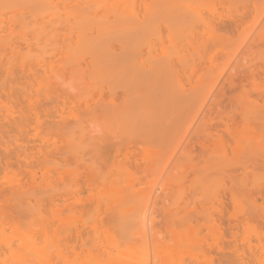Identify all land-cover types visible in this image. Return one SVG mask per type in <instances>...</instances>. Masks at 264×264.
Listing matches in <instances>:
<instances>
[{
    "label": "rangeland",
    "instance_id": "rangeland-1",
    "mask_svg": "<svg viewBox=\"0 0 264 264\" xmlns=\"http://www.w3.org/2000/svg\"><path fill=\"white\" fill-rule=\"evenodd\" d=\"M0 47V264H264V0H0Z\"/></svg>",
    "mask_w": 264,
    "mask_h": 264
},
{
    "label": "bare ground",
    "instance_id": "bare-ground-1",
    "mask_svg": "<svg viewBox=\"0 0 264 264\" xmlns=\"http://www.w3.org/2000/svg\"><path fill=\"white\" fill-rule=\"evenodd\" d=\"M179 2H181V1H179ZM169 3H170V2H169ZM172 3H173V1H172ZM172 3H170V4H172ZM174 3H175V1H174ZM177 3H178V2H177ZM170 4H169V5H170ZM176 5H177V4H176ZM178 5H179V4H178ZM178 5H177V6H178ZM171 6H172V5H171ZM174 7H175V6H174ZM174 7H173V8H174ZM241 13H242V12H241ZM241 13H239V14H241ZM244 13H245V12H243L242 15H243ZM86 14H87V13H86ZM88 14H89V13H88ZM119 14L121 15V12H120ZM119 14H117V15H119ZM239 14H238V15H239ZM117 15H116V16H117ZM131 15H132V13H131ZM133 15H134V14H133ZM133 15H132V16H133ZM242 15H241V16H242ZM244 15H245V14H244ZM122 16H123V15H122ZM122 16H120V17H122ZM241 16H240V17H241ZM130 17H131V16H130ZM134 17H135V16H134ZM116 18H117V17H116ZM116 18H115V21L117 20V21L119 22V20L116 19ZM136 18H137V17H136ZM219 18H220V17H219ZM230 18H232V20L230 21V23L233 22L232 25H233V26L235 25V28H236L237 24H236V22L234 21V19H235L234 16H233V17H230ZM238 18H239V17H238ZM120 19H121V18H120ZM123 19H124V18H123ZM127 19H128V18H126L125 20H127ZM210 19H211V18H210ZM213 19H214V18H213ZM213 19H212V20H213ZM128 20H130V19H128ZM138 20H139V19H138ZM226 20H227V19H226ZM236 20L239 21L240 19H236ZM242 20H243V19H242ZM242 20H241V21H242ZM121 21H122V20H121ZM121 21H120V22H121ZM135 21H136V20H134L133 22H135ZM217 21L220 22L219 19H218ZM228 21H229V20H228ZM243 21H244V20H243ZM243 21H242V22H243ZM118 22L116 23V27L114 26L115 29H114L113 27H112V29H111V26H110L111 24H114L113 21H112V22L110 21V23H111V24L109 23L110 25L107 24L108 26H110L108 30H111V32L114 30L113 33H111L110 31H109L108 33H106L107 35L105 34L104 37H103V40L101 39L102 41L100 40V42H99V39L96 40V43H95V41H93V43L96 44V45H94L95 47L97 46V44H100V45H101L99 48H104L105 45H106V47H107V46H110L111 43H112L113 41H115V40H113V36H114L115 34H119V33H117V31H118V32H119V31H120V32L123 31V30H124V26H125V28L128 29L129 27L132 28L133 25H134V24H133L132 26H131V25H128V27H127V25H125L124 22L122 21L123 24H124V26H123L122 23H121V24H122V26H121V24H120V25H117ZM224 22H225V21H224ZM224 22L222 21V23H224ZM239 22H240V21H239ZM242 22H241V23H242ZM130 23H131V22H130ZM217 23H218V22H217ZM220 23H221V22H220ZM137 24H139V23L137 22ZM226 24H227V23H225V25H226ZM107 25L104 26V27H106V29H107ZM114 25H115V24H114ZM139 25H140V24H139ZM228 25H229V24H228ZM228 25H227V26H228ZM136 26H138V25H136ZM220 26H221V25H220ZM222 26H223V25H222ZM230 26H231V24H230ZM230 26H229V27H230ZM134 27H135V26H134ZM134 27H133V28H134ZM140 27H142V26L140 25ZM140 27H139V28H140ZM194 27H195V26H194ZM223 27H225V26H223ZM130 28H129V30H130ZM133 28H132L131 30H133ZM233 28H234V27H233ZM104 29H105V28H104ZM195 29L197 30L196 27H195ZM108 30H107V31H108ZM115 31H116V32H115ZM134 31H135V30H134ZM193 31H195V30L192 29V30H191V33H192ZM262 31H263V30H262ZM105 32H106V31H105ZM136 32H137V31H136ZM98 33H99V32H98ZM191 33H190V34H191ZM122 34H123V33H122ZM130 34H131V32H130ZM132 34H133V33H132ZM190 34H188V35H190ZM191 35H193V34H191ZM102 36H103V35H102ZM115 36H117V35H115ZM120 36L122 37L121 34H120ZM133 36H134V35H133ZM157 39H158V42H157ZM157 39L155 40V41H156L155 43H156V44L159 43L158 45H160V43H161V42H159V39H160V38H157ZM131 40H132V39H131ZM129 41H130V40H129ZM161 41H162V40H161ZM15 42H16V41H15ZM15 42L10 43V44L8 43L9 45L6 43L7 45L5 44V46H2V47L4 48L3 50L7 51L6 49H7V48H10V51H11V50L13 49V47H14V48L18 47V44H19V42H21V41H17L18 44H16L17 42H16V43H15ZM78 42H80V41H78ZM78 42H77V43H78ZM88 42H90V41L88 40ZM88 42H87V43H88ZM91 42H92V41H91ZM91 42H90V43H91ZM23 43H26V42H25V41H22V44H23ZM90 43H89V45H92V44H93V43H92V44H90ZM151 43H152V42H151ZM151 43H150V44H151ZM102 44H104V46H102ZM3 45H4V44H3ZM118 45H119V44H118ZM98 46H99V45H98ZM115 46H116V45H115ZM115 46H114V45H111V47H113V48H114ZM123 46H124V45H123ZM155 46H157V45H155L154 42H153L151 45H149V44H148L147 46L145 45L146 48L144 49V52L142 51L143 53L140 52V51H134L135 54H133V52H132L133 55H135L136 57H138V58H137V59H138L137 61L139 62V64H138L139 66L136 64V59H135L136 57H134L135 60H133V61H132L133 58L130 57V58H131V63L133 62V66H134V69L132 70V74H130L131 77H129V79H130L131 82L138 81L139 79L146 77L145 75H147V77H148V74L151 75V73H149L150 70L147 71V72L145 71L147 67H146L144 70H143L142 68H144V64H145L144 61H145V60H147L148 58H151V56H154V57L156 56L155 53L153 52V50L155 51V49H158V48H156ZM161 46H162V43H161L160 47H161ZM6 47H7V48H6ZM111 47H110V48H111ZM157 47H158V46H157ZM0 48H1V47H0ZM11 48H12V49H11ZM107 48H108V47H107ZM120 49H122L120 45L118 46V48H117V46H116V48L112 49L113 52H114V55H115L116 58H118V59H119L120 57L123 58V56H120V55L126 53V52H125L126 50L124 51L125 53H123V52H117V51L120 50ZM135 49H137V48H135ZM135 49H134V50H135ZM1 50H2V49H1ZM122 50H123V49H122ZM122 50H120V51H122ZM132 50H133V49H132ZM137 50H138V49H137ZM5 51H4V52H5ZM12 51H13V50H12ZM110 51H111V49H110ZM127 52H129V50H128ZM120 53H121V54H120ZM129 53H130V52H129ZM152 53H153V54H152ZM126 54H127V53H126ZM128 55H129V54H128ZM145 55H146V56H145ZM126 56H127V55H126ZM129 56H132V55L130 54ZM129 56H128V58H129ZM144 56H145V57H144ZM124 57H125V55H124ZM132 57H133V56H132ZM154 57H153V58H154ZM156 57H157V56H156ZM156 57H155V58H156ZM162 57H163V56H162ZM153 58H152V59H149V61H150V60L152 61L151 63H153V62L155 61V62L153 63V65L155 66V68H154L153 66H152V67L150 66L151 68H153L152 71H154V69H156V68H158V69L163 68L164 70L167 68V69L169 70V68L171 69L173 65H174L173 67L176 66V65L174 64L175 62H173L174 60H173L172 58H171L172 61L169 60L168 57H167L168 59H166V57H165V59H164V58H160V59H159V58H156V59H153ZM46 59H47V58H46ZM46 59H45V62L49 63V62H48L49 60L46 61ZM112 59H113V58H112ZM114 59H115V58H114ZM42 60H44V58L41 59V61H42ZM115 60H116V59H115ZM41 61H40V62H41ZM149 61H148V62H149ZM36 62H38V64H39V61H38V60H37ZM36 62L33 63V64L36 65V64H37ZM45 62H44V63H45ZM138 62H137V63H138ZM178 62H179V61H177V63H178ZM149 65H150V62H149ZM149 65H148V66H149ZM180 65H181V64H180ZM178 66H179V65H178ZM28 67H31V68H29V69L32 70V67H33V66L30 64V65H28ZM150 67H149V68H150ZM181 67H182V66H181ZM175 68H177V67H175ZM158 69H157V70H158ZM163 69H162V70H163ZM177 69H178V68H177ZM177 69H175V71H176ZM147 70H148V69H147ZM164 70H163V71H164ZM173 70H174V69H173ZM173 70H172V71H173ZM130 71H131V70H130ZM163 71H162V72H163ZM150 72H151V71H150ZM159 72H160V71H159ZM170 72H171V71H170ZM147 73H148V74H147ZM152 73H153V72H152ZM166 73H167V72H166ZM176 73H178V72H176ZM179 73H180V72H179ZM171 74H172V73H171ZM174 74H175V73H174ZM128 75H129V74H128ZM147 77H146V79H147ZM179 77H180V76H179ZM181 77H182V76H181ZM230 77H231V76H230ZM250 77H251V76H250ZM182 78H183V77H182ZM232 78H233V80H234V77H232ZM129 79H127L128 82H130ZM131 79H132L133 81H132ZM146 79H145V80H146ZM148 79H149V78H148ZM180 79H181V78H180ZM239 79H240V78H239ZM247 79L249 80V77H248ZM250 79H251V78H250ZM252 79H253V77H252ZM60 80H61V79H60ZM184 80H185V79H184ZM237 80H238V79H237ZM240 80H241V79H240ZM55 81H56V80H55ZM61 81H62V80H61ZM125 81H126V80H125ZM139 81H140V80H139ZM65 82H66V81H65ZM236 82H237V81H236ZM245 82H246V81H245ZM245 82H244V83H245ZM249 82H250V81H249ZM56 83H57V85L60 84V83H58V82H56ZM134 83H135V82H134ZM177 83H178V82H177ZM179 83H180V82H179ZM184 83H185V82H184ZM54 84H55V83H54ZM54 84H52L54 87L51 85V88H55V90H56V96H55V97H59L60 95H63L61 91H62V89H64V88H62L61 91L59 90V89L63 86V83H62V85L60 84V88H58V89L56 88V85H54ZM65 84H66V83H65ZM67 84H68V82H67ZM67 84H66V85H67ZM131 84H132V83H131ZM181 84H183V83L181 82ZM235 84L237 85V83H235ZM240 84L243 85V83H240ZM66 85H64V86H66ZM64 86H63V87H64ZM184 86H185V85H184ZM233 86H235V85H233ZM67 87H68V86H67ZM72 87H73V86H72ZM242 87H243V86H242ZM242 87H240V88H242ZM65 88H66V87H65ZM233 88H234V87H233ZM67 89H68V88H67ZM73 89H74V88H73ZM129 89H130V87H129ZM183 89H185V88H183ZM65 90H66V89H65ZM65 90H63V92H64V93H67V92H68V95L66 94L67 97H68V96L70 95V94H69V93H70V92H69L70 89H69L68 91H67V90L65 91ZM130 90H131V89H130ZM180 90H181V88H180ZM51 91H53L54 94H55L54 89H52ZM57 91H60L59 93H61V94H60V95L57 94V93H58ZM53 92H52V93H53ZM74 92H75V91H74ZM105 93H106V96L108 97L107 100H108V104H109V105L112 104V101L115 100V99H120V101H121L122 99L126 98V97H125L126 90H125L124 87H120V88H109V89H107V90L105 91ZM134 93H135V92H134ZM138 93H139V92H138ZM149 93H150V92H149ZM181 93H182V92H181ZM54 94H53V95H54ZM98 94H99V93H98ZM101 94H104V92L101 93V91H100V96H101ZM64 95H65V94H64ZM64 95H63V96H64ZM66 95H65V96H66ZM104 95H105V94H104ZM101 97H103V95H102ZM68 98H69V97H68ZM128 98H129V97H128ZM134 98H135V97H134ZM152 98H153V97H152ZM59 99L62 100L63 98H61V96H60ZM98 99H100V98L98 97ZM141 99H142V97H141ZM66 100H67V99H66ZM66 100L64 99L62 102L65 103ZM124 100H125V99H124ZM73 101H74V100H73ZM122 101H123V100H122ZM128 101H129V100H128ZM135 101H137V100H135ZM62 102H61V103H62ZM69 102H70V104H71V102H72V98H71V99L69 98ZM69 102H68V103H69ZM110 102H111V103H110ZM123 102H124V101H123ZM133 102H134V101H133ZM137 102H138V101H137ZM63 103H62V104H63ZM65 105H66V104H64V106H65ZM71 105H75V104H71ZM112 106H113V105H112ZM56 107H58V109H59L58 111H60V112L64 110V107H63V105H61V104L58 105V106H56ZM67 107H68V106H66V109H68ZM69 108H70V107H69ZM71 108H72V107H71ZM56 110H57V108H55V106H54L53 108H51L50 110L48 109V111L51 113L50 116H52V114H55ZM63 112H64V111H63ZM48 114H49V113H48ZM224 123H225V122H224ZM233 123H234V122H233ZM233 123H232V125H233ZM78 124H79V123H78ZM87 124H88V123H87ZM234 124H235V123H234ZM69 125H70V124H69ZM89 125H90V124H89ZM71 126H72V125H71ZM80 126H82V125H80ZM83 126H84V124H83ZM83 126H82V128H80V127L78 126V128H80L79 131L77 130V133L79 132V135H78L77 133H75V134L78 135V139L80 138V140L83 141L82 138H83V139L86 138L87 140L84 139V141H87V143H89L88 141H93L94 139H95L96 142H98V141L96 140V138H97L98 135H99V136L101 135V134H100V130H99V128H98V127H93V126H92V123H91V126H92L91 128H90V127H89V128H85L86 126H84V127H83ZM219 126H220V127H228V125H227L226 123H225L224 125L219 124V125L217 126V127H218V130H219V128H220ZM63 127H64V126H63ZM87 127H88V126H87ZM217 127H216V128H217ZM72 128H73V127H72ZM72 128H71V127H65V130L60 129V130H61L60 132L62 133V131H63V133H66V134L69 133V132H71V131L74 132V131H75V128H77V127L73 128L74 131L72 130ZM231 128L233 129V127H231ZM231 128H230V130H229V133L225 130V133L227 132L226 134H227V135L229 134V136H230V133L232 134L233 131H234V129L232 130ZM225 129H226V128H225ZM108 130L111 131V128L108 129ZM222 130H223V129H222ZM104 131H105V130H104ZM72 132H71V133H72ZM75 132H76V131H75ZM61 133H60V134H61ZM71 133H70V134H71ZM223 133H224V131H223ZM234 133H235V131H234ZM105 134H106V133H105ZM111 134H112V133H111ZM62 135H63V134H62ZM68 135H69V134H68ZM208 135H209V133H208ZM210 135H211V134H210ZM210 135H209V136H210ZM227 135H226V136H227ZM234 135H235V134H233V135H231V136H233V138H234V137L236 136V135H235V136H234ZM79 136H80V137H79ZM81 136H82V138H81ZM99 136H98V137H99ZM107 136H108V134H107ZM216 136H218V135H216ZM216 136H215V137H216ZM219 136L221 137V140H220V141H222V139H223V138H222V135L219 134ZM219 136H218V137H219ZM229 136H228V139H229ZM231 136H230V138H232ZM10 137H11L12 140H13V138H14L15 136H10ZM101 137H102L103 139H101L100 137L97 138V139L99 140V142H101V144H102L103 147H102L101 145H98V144H95V143H94V145H96V147H97V146H98V147H101V148H98L100 151L97 150V153H98V152H101V149H104L105 147H106L107 150L111 148L110 150H108V152H106L107 150L104 151L105 149L102 151V152H104V155L106 154L105 156H107V153H108V156H109L110 152H111V154H110L109 157H115L116 155L119 156V155L121 154L122 157H126L125 160H128L129 158H127V157L130 156L131 158H130L128 161H130V160L132 159L133 162L131 161V163L134 164V165H136L134 162H137V161H135V158L137 157L136 153H138V151L136 150V148L134 149L133 147H130V143H128V142L125 143V144H127V145L124 144L125 146L122 144V146L124 147V148H123V147L121 146V144H120V145H117V144H116V141H115V143L113 142L112 144H111L112 141H110V142H109L110 144H109L108 141H107L106 139H104L105 136L103 137V135H101ZM210 137H212V136H210ZM213 137H214V136H213ZM110 138H111V137H110ZM233 138H232V139H233ZM90 139H92V140H90ZM111 139H112V138H111ZM218 139H219V138H218ZM80 140H79V141H80ZM101 140H103V141L105 140V141H106V144H103L104 142L101 141ZM108 140H109V139H108ZM234 140H235V139H234ZM224 141H226V140H224ZM224 141L221 142V143L226 144V143H224ZM227 141H229V140H227ZM99 142H98V143H99ZM102 142H103V143H102ZM231 142H232V141H231ZM231 142H229V143L231 144ZM80 143H81V142H80ZM82 143H83V142H82ZM84 144H85V142H84ZM90 144H92V142H90V143L88 144V146H89ZM99 144H100V143H99ZM107 144H108V145H107ZM115 144H116V145H115ZM128 144H129V145H128ZM80 145H81V144H80ZM94 145H93V146H94ZM110 145H111V146H110ZM226 145L228 146V142H227ZM84 146H85V145H84ZM90 146H91V145H90ZM120 146H121V147H120ZM202 146H203V145H202ZM230 146L232 147V145H230ZM85 147H86V146H85ZM96 147H94V148H96ZM228 147H229V146H228ZM94 148H92V149H94ZM201 148H202V147H201ZM89 149H90V148H89ZM135 150H136V151H135ZM94 151H95V150H94ZM102 152H101V155H102ZM95 153H96V152H95ZM99 154H100V153H99ZM101 155H100V156H101ZM112 155H113V156H112ZM135 155H136V156H135ZM138 155H139V154H138ZM105 156H104V157H105ZM117 156H116V157H117ZM104 157H103V158H104ZM116 157H115V158H116ZM105 158H106V157H105ZM115 158H113V159H115ZM123 159H124V158H123ZM242 166H243V164H242ZM240 167H241V166H240ZM242 168H243V167H242ZM32 178H33V177H32ZM104 183H105V182H104ZM84 184H85V183H84ZM85 185H86V184H85ZM83 186H84V185H83ZM85 187H89V185L87 184V186H85ZM85 187H84V188H85ZM80 188H81V187H80ZM80 188H76L75 190H71V191H70L68 194H66V195H69V197H70V196H75V195H76V192H77L76 190H81ZM87 189H88V188H87ZM263 189H264V188H263ZM258 191H259V190H258ZM258 191H257V193H259ZM261 191H262V190H261ZM261 191H260V192H261ZM261 193H262V192H261ZM261 193H260V194H261ZM260 194H258V195L261 197V200H262L263 197H262V195H260ZM263 196H264V195H263ZM149 197H150V196H149ZM254 197H256V195L253 196L252 198L254 199ZM63 198L65 199V195H64ZM66 198H68V196H66ZM252 198H251V199H252ZM251 199H250V200H251ZM255 200H256V198H255ZM149 201H150V200H149ZM262 201H264V199H263ZM262 201H261V202H262ZM37 202H38V201H37ZM255 203H256V202H255ZM258 205H259V204H258ZM254 207L256 208L255 204H254ZM261 207H262V206H260V210L264 209V207H263L262 209H261ZM257 208H259V207H257ZM145 209H146V208H145ZM147 210H149V208L146 209L145 211H147ZM257 210H258V209H256V211H257ZM258 211H259V210H258ZM147 212H148V211H147ZM147 212H146V214H147ZM260 212H261V211H260ZM263 212H264V211L262 210V213H263ZM262 215H264V213H263ZM258 217H260V214H259ZM256 218H257V215H256ZM142 219H143V218H142ZM144 220H145V218H144ZM263 220H264V219H263V217L261 216V218L259 219V221H263ZM138 221H139V220H138ZM140 221H141V220H140ZM143 222H145V221H143ZM263 222H264V221H263ZM260 224H261V223H260ZM263 224H264V223H263ZM263 224H262V225H263ZM263 226H264V225H263ZM79 232H80V231H79ZM79 232H77V231L74 232V234H75L74 236H75L76 238H75L74 236H73V238H75V240H76L77 238L80 237V233H81V232H80V233H79ZM32 233H33V232H32ZM44 233H45V231H43V234L41 233V234L43 235L42 237L45 236ZM23 235H24V234H23ZM39 235H40V233H39ZM233 264H234V263H233Z\"/></svg>",
    "mask_w": 264,
    "mask_h": 264
}]
</instances>
